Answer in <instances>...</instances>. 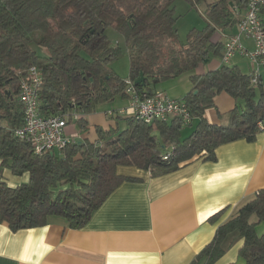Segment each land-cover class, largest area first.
<instances>
[{
    "label": "trees",
    "instance_id": "trees-1",
    "mask_svg": "<svg viewBox=\"0 0 264 264\" xmlns=\"http://www.w3.org/2000/svg\"><path fill=\"white\" fill-rule=\"evenodd\" d=\"M177 1L0 0V224L18 232L59 218L68 228L79 230L122 183L140 181L118 175L119 167L156 178L194 159L214 162L222 145L256 141L262 133L259 125H264V78L260 76L254 85L251 74L223 64L200 77L190 76L194 86L183 98L188 122L178 118L146 122L133 113L117 119L114 129H96L95 143L71 141L61 150L40 154L16 136L23 116L18 89L30 67L42 70V116L90 114L99 105L129 99L126 80L137 92L152 95L159 82L192 73L221 55L222 44L212 42V36L237 24L247 4V0H181L192 9L203 5L205 22L181 42ZM108 28L125 43L129 74L124 80L108 70L122 53L108 40ZM140 75L144 83L135 85ZM221 93L234 100L235 108L227 125H211L203 114ZM76 120L85 128L82 118ZM4 171L15 177L27 175V182L10 187ZM262 222L264 189L216 229L212 241L190 264H214L240 240L238 255L244 264H264V232L255 231Z\"/></svg>",
    "mask_w": 264,
    "mask_h": 264
},
{
    "label": "crops",
    "instance_id": "crops-1",
    "mask_svg": "<svg viewBox=\"0 0 264 264\" xmlns=\"http://www.w3.org/2000/svg\"><path fill=\"white\" fill-rule=\"evenodd\" d=\"M235 31L236 24L217 30L212 42L223 47L225 38ZM242 44L253 50L250 40ZM220 59L221 55L210 58L192 73L163 80L153 92L183 100L194 86L190 76L200 77L218 69ZM227 66H237L246 75L251 72L249 60L239 54ZM260 76L264 78L263 68ZM130 104V99H117L113 104L97 106L90 114H67L65 136L74 142L86 139L95 143L96 129L109 131L117 119L133 115ZM234 108V100L221 93L203 117L211 125H227ZM81 118L86 122L83 129L76 122ZM189 131L184 130L185 135ZM215 156L214 162L194 159L156 178L132 167H119L118 175L140 181L122 183L79 230L68 228L59 218L18 232L0 224V264H190L212 241L216 229L264 189V133L253 143L240 140L222 145ZM3 176L10 187L28 179L8 171ZM255 231L261 235L264 222ZM241 244V240L234 243L214 264H244L238 255Z\"/></svg>",
    "mask_w": 264,
    "mask_h": 264
},
{
    "label": "built area",
    "instance_id": "built-area-1",
    "mask_svg": "<svg viewBox=\"0 0 264 264\" xmlns=\"http://www.w3.org/2000/svg\"><path fill=\"white\" fill-rule=\"evenodd\" d=\"M243 40H250L253 43L251 52L243 46ZM238 54L249 60L251 82L256 85L260 70L264 69V0H247L246 7L236 24L235 33L228 36L223 43L221 63L229 64ZM26 73L18 89V101L23 114L22 124L15 134L26 141L36 154L61 150L71 143L65 136L67 116L44 117L40 114L42 70L32 66ZM125 92L131 101L133 113L146 122L164 121L169 118L188 122L190 119L183 100H174L161 93L152 95L139 93L129 80L125 81ZM259 129L264 133V125L260 124Z\"/></svg>",
    "mask_w": 264,
    "mask_h": 264
},
{
    "label": "rangeland",
    "instance_id": "rangeland-1",
    "mask_svg": "<svg viewBox=\"0 0 264 264\" xmlns=\"http://www.w3.org/2000/svg\"><path fill=\"white\" fill-rule=\"evenodd\" d=\"M175 5L176 14L179 18L176 23V29L179 35V40L181 42H185L189 32L192 29H201L204 27L205 22L202 19V15L200 13L201 9H203L204 6L200 5L192 9L181 0H178ZM106 36L112 44L118 45L122 51L121 55L109 64L108 70L117 75L120 79L124 80L128 77L129 74V59L127 56V50L124 40L112 28L106 29ZM227 38L228 37H226L225 40ZM161 94L164 93L161 92Z\"/></svg>",
    "mask_w": 264,
    "mask_h": 264
},
{
    "label": "water",
    "instance_id": "water-1",
    "mask_svg": "<svg viewBox=\"0 0 264 264\" xmlns=\"http://www.w3.org/2000/svg\"><path fill=\"white\" fill-rule=\"evenodd\" d=\"M143 83H144L143 75H140L139 79L135 81V85H139Z\"/></svg>",
    "mask_w": 264,
    "mask_h": 264
},
{
    "label": "bare ground",
    "instance_id": "bare-ground-1",
    "mask_svg": "<svg viewBox=\"0 0 264 264\" xmlns=\"http://www.w3.org/2000/svg\"><path fill=\"white\" fill-rule=\"evenodd\" d=\"M221 60V59H220Z\"/></svg>",
    "mask_w": 264,
    "mask_h": 264
}]
</instances>
